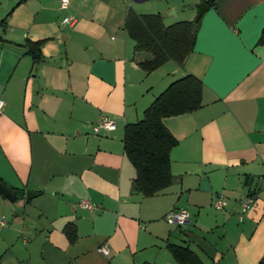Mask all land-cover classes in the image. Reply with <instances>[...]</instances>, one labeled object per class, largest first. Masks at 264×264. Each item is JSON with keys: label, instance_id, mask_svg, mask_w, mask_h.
Masks as SVG:
<instances>
[{"label": "crops", "instance_id": "crops-1", "mask_svg": "<svg viewBox=\"0 0 264 264\" xmlns=\"http://www.w3.org/2000/svg\"><path fill=\"white\" fill-rule=\"evenodd\" d=\"M205 1L71 0L62 10L59 0H0V182L16 197L0 193V264H173L170 244L204 263L261 264L264 0L209 6L183 68L169 61L145 72L139 63L151 56L135 51L125 29L130 10L160 13L170 25L196 20L194 7ZM68 13L72 24L63 22ZM26 40H44L42 61H33ZM185 74L203 82V106L164 118L178 140L173 181L146 197L134 189L124 127ZM103 116L116 129L94 133ZM29 191L36 195L26 200ZM217 197L227 203L215 212ZM177 208L189 210L188 224L165 220Z\"/></svg>", "mask_w": 264, "mask_h": 264}, {"label": "trees", "instance_id": "trees-1", "mask_svg": "<svg viewBox=\"0 0 264 264\" xmlns=\"http://www.w3.org/2000/svg\"><path fill=\"white\" fill-rule=\"evenodd\" d=\"M205 2L214 7L217 0ZM201 18L202 16L196 20H181L166 25L160 13L138 14L130 10L125 20V29L135 42V51L151 56L141 61L140 67L149 73L172 61L183 68L185 60L194 51ZM5 23L6 18L1 21L3 26ZM43 42L44 40L25 41L27 53L34 62L43 59ZM262 43L264 27L258 39V44ZM203 89L204 84L199 78L185 74L173 81L153 100L145 109L142 119L125 125L124 151L136 170L133 183L143 196L156 195L168 188L173 181L170 153L178 140L165 126L164 118L200 109L203 106ZM64 232L70 242L76 240L77 231L73 223H68ZM168 248L177 264H217L204 263L188 246L170 244ZM261 264H264V260Z\"/></svg>", "mask_w": 264, "mask_h": 264}, {"label": "built area", "instance_id": "built-area-1", "mask_svg": "<svg viewBox=\"0 0 264 264\" xmlns=\"http://www.w3.org/2000/svg\"><path fill=\"white\" fill-rule=\"evenodd\" d=\"M60 1V8L62 10H68L70 8L71 0H59ZM75 21V16L71 13H68L64 19L63 22L66 24H72ZM5 105V102L3 99L0 98V111L3 109ZM116 129V122L108 117H101L100 120L93 126L94 133H99L101 131H112ZM255 198L253 195H247L243 200L241 201V213L239 216L240 221L243 219V216L248 212L252 204L254 203ZM226 199L224 197H217L213 201V206L217 210H221L226 205ZM81 205L85 208L91 209L92 206L88 200H84L81 202ZM191 214L188 209L186 208H177L174 210H171L165 215V220L169 224L182 226L185 224H188L190 222ZM5 224L4 220H0V226H3ZM100 251L104 255L109 254V247L108 245L104 244L100 247Z\"/></svg>", "mask_w": 264, "mask_h": 264}, {"label": "water", "instance_id": "water-1", "mask_svg": "<svg viewBox=\"0 0 264 264\" xmlns=\"http://www.w3.org/2000/svg\"><path fill=\"white\" fill-rule=\"evenodd\" d=\"M209 9V6L206 2H201L198 5V13L196 16V19H199L205 11H207ZM134 189L137 191V187L134 185ZM0 193L3 194L4 196H6L7 198H9L10 200L14 199V194L12 193V191L7 188L2 182H0ZM36 194L34 192H27L26 193V200L31 199L32 197H34Z\"/></svg>", "mask_w": 264, "mask_h": 264}, {"label": "rangeland", "instance_id": "rangeland-1", "mask_svg": "<svg viewBox=\"0 0 264 264\" xmlns=\"http://www.w3.org/2000/svg\"><path fill=\"white\" fill-rule=\"evenodd\" d=\"M199 4H200V3L196 4V6L194 7L195 9H197V13H198V5H199ZM197 13H196V14H197ZM182 17H183V16H182ZM182 19H184V18H182ZM215 209H216V208H214V206H212V210H214L215 212H218V211H216L217 209H216V210H215ZM171 258H173V257H171ZM172 262H173V264H177V263L175 262L174 259H172Z\"/></svg>", "mask_w": 264, "mask_h": 264}]
</instances>
